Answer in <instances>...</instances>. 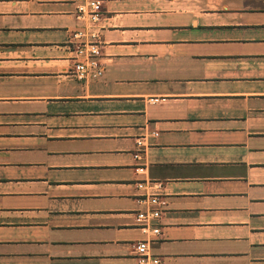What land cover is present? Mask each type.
<instances>
[{"label":"crops","instance_id":"1","mask_svg":"<svg viewBox=\"0 0 264 264\" xmlns=\"http://www.w3.org/2000/svg\"><path fill=\"white\" fill-rule=\"evenodd\" d=\"M99 1L0 0V264H264V0Z\"/></svg>","mask_w":264,"mask_h":264},{"label":"built area","instance_id":"2","mask_svg":"<svg viewBox=\"0 0 264 264\" xmlns=\"http://www.w3.org/2000/svg\"><path fill=\"white\" fill-rule=\"evenodd\" d=\"M75 3L79 4V12L85 13L87 12V16L92 23H96L99 21L101 17V3L99 0H73ZM80 36V34L78 35ZM92 55H96L98 52L92 46V44H87ZM82 48L80 49V53L82 52ZM75 71L77 76L80 79H86L91 74L92 77L98 78L102 76L103 70L100 68L98 63L91 58H87L83 62H79L75 65ZM148 203L152 206H159L161 203L160 200L155 196L149 198ZM161 216L160 208H155L150 211L148 214L139 215L138 218L143 220L144 226H148V222L151 219H158ZM154 234L158 235L159 230H154ZM149 240H142L136 246L138 257L140 258V263L142 264H161L160 258L153 256L149 253Z\"/></svg>","mask_w":264,"mask_h":264}]
</instances>
